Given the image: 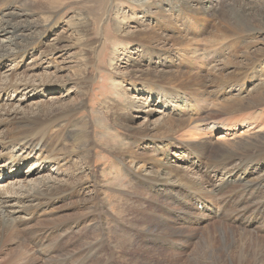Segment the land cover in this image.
<instances>
[{
    "label": "rangeland",
    "instance_id": "rangeland-1",
    "mask_svg": "<svg viewBox=\"0 0 264 264\" xmlns=\"http://www.w3.org/2000/svg\"><path fill=\"white\" fill-rule=\"evenodd\" d=\"M210 2L0 1V10L10 6L15 7L17 12L25 13L18 18L22 24L37 23L36 28H23L22 32L34 35L33 39L40 42L32 45V48L29 47V53L25 54L21 62L18 63V59L8 61L0 69V72L11 73L14 79L13 83L0 86V105L2 108L19 106L30 110L31 106L35 107L36 102L46 100L55 106L65 103L79 106L77 118L92 121L95 139L90 144L93 146L90 160L86 159L90 167L86 169L82 166V175L92 171L98 184L105 185L103 188L98 185L100 193L97 202L91 203L93 212L88 214L81 225L70 224L67 233L61 237L60 230L52 233L56 228L50 224V215L39 214L33 217L24 229L36 232L39 230V241H43V245L46 242L57 244L56 248L61 247L58 253H70L81 248L89 251V248L95 247V254L100 258L111 257L110 263L106 264H237L235 257L238 256V249H244L242 243H245V254L248 255L245 264H253V254L262 246L260 243L255 245L251 239L246 237V240L241 236L239 233L244 226L241 221L233 219L241 213L239 215L243 222L251 226L245 227L246 230L250 229L264 242V209L257 212V206H261L263 201L262 193L252 195L243 187L230 186L213 199L204 198L200 203L195 202L193 198H187L190 200L187 208L191 207L190 210L194 214L192 216L187 213V208L178 203L177 199H183L185 196L183 190L177 193V198H174L176 192L173 194L168 188L170 186L148 195L135 182L138 176L148 177L144 172L149 174L162 165L166 166L165 163L171 157L170 153L174 152L181 157V161L172 163L175 169L182 166L193 176L192 179L205 173L206 181L216 183L225 168L209 164L208 157L198 158L191 148L195 145L192 141L198 144L205 141L208 151L211 152L215 151V147L224 144V140H237L248 136L260 139L259 147L251 149L250 152L256 157L253 165L255 171H259V174L264 172V0ZM214 3L218 4L216 14L211 11L196 13L191 10L195 7H212ZM241 10L250 13L241 18L236 17L235 13H240ZM243 20L250 25L242 24ZM113 54L120 59L116 63L120 68H115L112 64ZM129 58H135V65L142 67L144 79L131 77L128 72L122 74V70L131 68V65H125L128 64L126 61ZM14 64H17L16 68L12 67ZM42 72L60 75L58 77L61 79L71 76V79L56 85L49 82L52 80L39 79L40 82H30L31 88L26 90L17 84L19 79L28 81L31 75H40ZM220 75H226L227 78H221ZM0 77V82L5 81L6 77ZM51 85L54 86L48 87ZM78 89L83 93L78 92ZM256 92L262 94V99L256 97ZM238 97L249 98L253 104L236 110L233 105ZM117 101H130L131 105L141 107L144 113L147 109L163 110L162 105L167 103L171 105L164 111L168 117L179 123L197 114L202 117L210 115L214 122L202 138L191 141L187 138L186 128L168 133L172 127L171 121L159 125L158 111L147 116L149 120L145 126V115L130 109L131 117H127L116 109L119 107L116 106L119 104ZM58 109L53 112L44 110L42 115L50 119L64 113L62 109ZM220 122L229 124L231 128L238 127L241 122H245L246 126L226 134L224 126L215 128V124ZM121 125H130L131 129L126 131ZM106 132L112 135V139L109 134H104ZM148 133L151 138L143 141L142 137ZM165 134L169 142L177 144L180 148L176 150L170 143L159 138ZM119 138L123 140L129 154H119L116 151ZM23 144L24 142H20L19 146L22 147ZM106 144H110V147ZM162 144L164 145L161 146ZM12 150L15 154L23 153L17 148ZM119 162L124 164L121 165L122 170ZM16 163L17 161H9V164L14 166ZM33 165H38V162L22 160L15 169H7V176H0V189L24 187L29 180L34 179V175L28 177L27 173ZM141 165L145 170H142L143 172L140 170ZM113 166L117 167L112 168ZM55 167L50 166L39 173L36 179L43 175L41 177L52 176L65 180V171L60 173ZM20 170L27 173L24 179L22 175L17 178L10 175ZM258 173L252 175L256 176ZM114 176L119 177L114 179ZM18 181L26 183L22 185L17 183ZM23 191L18 190L17 193ZM80 195L82 197V194L75 192L62 196L56 202L51 201L48 209H64V214H53L52 220L65 216V212L73 215L74 211H70L67 206L72 205L73 200ZM167 225L179 229L180 233H166ZM153 229L154 232L151 231ZM102 238L111 245L118 243L115 251L99 248ZM223 243L227 245L226 249ZM262 250L264 251V248ZM22 256L24 254L17 248L16 243L9 244L4 252H0V260H5L3 263L0 261V264H21L17 261H20ZM49 257L50 255L41 258L42 262L36 260L28 264H49L50 261L46 262ZM263 257L264 254L257 259L264 263Z\"/></svg>",
    "mask_w": 264,
    "mask_h": 264
},
{
    "label": "bare ground",
    "instance_id": "bare-ground-1",
    "mask_svg": "<svg viewBox=\"0 0 264 264\" xmlns=\"http://www.w3.org/2000/svg\"><path fill=\"white\" fill-rule=\"evenodd\" d=\"M0 1L2 3V1L4 0H0ZM135 1H138V0H135ZM208 1L212 2L215 0H206V2ZM217 5L218 4L214 3L212 7H202V8H198V7L196 8L195 6H193L195 8H191V10H193V12H196V13L197 12L205 13V12L211 11V13L216 14L218 13ZM14 8L7 6L5 7V9L0 10V69L3 68V65L5 64V62H8V61L13 62V61H16V59H18L17 60L18 63L21 62L25 58V54L29 53L28 52L29 49L33 47L32 45H36L40 43L38 40L33 39L34 35L30 36V34L27 35L22 32L24 31L23 28L24 29L28 27L36 28L37 23L27 22V23L22 24L18 20V18H20L25 13L17 12ZM249 13L250 11L247 12V10H243V11L241 10L240 13L236 12L235 16L238 18H241V16L247 15ZM229 17H230V14H229ZM242 24H246L248 26L250 25L247 23V21H244V20ZM114 56L112 57V60H113L112 64H114L115 68L116 67L120 68V66L116 64L117 61H119L120 59L117 56L115 57ZM135 61H136L135 58H132V59L129 58V60L126 61V63L128 62V64H125V65H128V66L131 65V68L127 69V71L122 70L123 71L122 74H127L128 72L131 74V77L133 76L138 79L139 78L144 79L143 69H141L142 67L141 68L137 67L135 65L137 61L136 62ZM17 64H14L12 67L16 68L17 66L15 65ZM59 69H62V68H58V70ZM153 72H155V70H153ZM1 75L2 77H6V78H5V81L0 82V86L3 87L5 85H9L14 82L13 81L14 79L11 73L0 72V76ZM58 76L60 75L51 74L48 72H42L40 75H31L28 78V81H25L24 79H21V80L19 79V81L18 82L16 81V82L18 85H22V89L26 90L28 88H31L30 82L39 81V79H42L44 81H46L45 79L52 80V82L51 81L49 82L54 83L55 85L59 82L61 83V81L67 82V80L71 79V76H68V75L67 76L69 78L62 77V79ZM220 76L221 78L226 77V75H220ZM52 86L54 85H51L48 87H52ZM78 92L83 93V91H81L80 89H78ZM256 97L258 99L259 98L262 99V94L258 93L256 94ZM41 102L39 103L36 102L35 107L31 106L30 110L29 108L27 110H25L24 108H19V106H14V107L8 106V107L2 108V106L0 105L1 106L0 108V176L4 175V177H6L7 175L5 174V172L8 171L7 169L9 170H13L12 168L15 169V167H18L21 164L22 160L24 162L27 160H32V161L34 160L35 162H38V165L31 166L29 170L27 171V173H29L28 177H31L34 175L33 177L34 179H31V181L29 180L28 183L20 182V181L17 182V183H21L22 185L26 183V185H24V187L26 186V188L24 187L20 188V186H17V187H12L9 190L7 189L4 190L3 187H2V190L0 189V252H4L7 249V246H9V244L16 243L17 248L19 247L21 249L24 256L20 258V261H17L18 259L14 261H17L21 264H28L30 262H35L36 260H40L42 262L41 258L46 257L48 255H50V257H49V260L48 259L46 260V262L50 261L49 264H106V262H109L111 260V257H109L108 259L100 258L97 254H95L96 253L95 247L94 248L91 247L90 249L88 246L89 251L87 249L81 248L77 251L74 250L73 252H70V253H65L64 251H62V253L59 251L58 253V250H60L61 247H59L60 249L56 248L57 244H54L52 242L51 243L46 242V244L43 245V241H39L40 240V233L38 232L39 230L36 232L30 229L29 231H27L26 230L27 228L24 229V227H26L30 223V221L33 219V217H35L36 215H39V214L50 215L49 217V220H51L50 224L55 225V228H56L55 231H52V233H55L56 230H60L61 235L59 234L58 235L61 237L63 234L67 233L68 228H70V224L79 226L87 219L86 217H88V214L93 212V210L91 209V206H92L91 203L93 204V202L98 199V196L100 193L99 192L100 188L98 189V185L100 186V184H98L97 179L94 177L93 173H91L92 171L91 172L89 171L90 173L86 174L85 176L82 175V168H84L85 166L86 169H89L90 167L87 165L86 159H89L91 152H93V146L90 145L91 141L95 140L92 121L90 119H84V118H82L81 120H78L77 114L79 112L78 111L79 106L73 103H70V104L65 103L62 105L55 106L53 103L47 102L46 100L42 103ZM121 102L120 101L116 102V103L121 104V105L116 104V106H119L116 109H118L119 112H123L125 116L131 117V115L129 114L130 109L131 111L138 112V114H142V116L145 115L144 121H145V126H147V122L149 120L147 116L152 115V113H156L158 111L160 114V117L157 120L159 121V123L158 122L157 123L159 125H164L167 123V121H171L170 123L172 127L174 128L170 127L168 133H175L177 130H181V129L184 130V128H186L185 132H186L187 138L191 141L202 138L203 135L207 133V130L210 127V125L213 124L214 122V120L211 118L210 115L206 114V116L202 117L200 116V114L199 115L197 114L179 123L175 121V119H172L167 116V113L164 111V109H166V107L171 105L167 103H164L162 105V107L164 108V109L162 108L163 110L159 111L155 109L154 110L147 109V110H144L146 111V113H144L143 110L140 109L141 107L139 108L138 105H131L130 101H124V102L121 101ZM252 104H253V101L250 100L249 98L238 97V98H235V104L233 105V107L236 110H240L241 108H244V106H249ZM57 108H59L58 110L62 109L64 113L60 114L57 117H52L50 119L46 118L45 117L46 115L45 116L42 115V112L44 110H49L50 112H53ZM220 123L222 124L220 125ZM220 123L215 124L216 127L215 125L214 127L218 128V126H222V127L224 126V130L226 131V134L232 131H235L237 129H240V128L242 129L243 127L246 126L245 122L243 123L241 122V124L238 127L233 126V128H231L229 124H225L223 122H220ZM121 126L126 131H128V129L129 130L131 129L130 125H121ZM104 134L106 135L109 134V137L112 139L111 137L112 135L109 132H106ZM148 134H145L142 137L143 141L149 140L151 138L150 134L149 135ZM159 138H162L167 143H170V145L176 150L180 148L177 146V144L168 141L169 138H167V134L160 136ZM20 142H24L22 147L19 146ZM192 142L195 145H193V147L191 148L197 154L198 158L205 159L206 157H208L209 164H216L217 167L225 168V170L222 171V176L218 179V182L211 183V182H208L209 180L206 181L207 177L205 173L199 174L196 178L194 177L192 179L191 177L193 176H191L189 172H187V170L183 168L182 166L179 169L178 167L175 169V165L173 166L172 163L175 161H181V157L178 154H175L173 152V153H170L171 157L165 163L166 166L162 165L160 166V168H158L155 171H151L149 174L144 172V175L145 176L147 175L148 177L141 178V176H138L135 179L136 180L135 182H137L138 186L144 191H146L145 194L149 195L152 192H159L164 187L170 186L168 188H170L171 191L174 192L173 194H175L176 192V194L174 195V198H177L178 197L177 193L183 190V192L185 193L184 198L177 199V200L179 201L178 203H180L185 208H187V205L189 201L192 200V198L194 199L195 202L200 203V201H203L204 198L213 199L215 196L220 194L227 187H230V186H233L232 188L243 187V189L250 191V194L252 195H254L255 193L263 194L262 196L263 201L260 200L262 202H261V206L259 207L257 206V212L262 211V209H264V172L262 174L261 173L259 174L258 173L259 171L258 172L255 171L256 169L254 168L253 165L255 162L254 159H256V157L252 154V152H250L251 149L254 150V149H257V147H259L258 144L261 143L259 138L248 136V137H244L242 139H237V140H224V144L222 143L220 147H215V151L213 150L211 152L208 151V146L205 141H203V143L201 144L195 143L194 141ZM118 144H119L118 149H116V151L119 154H123V153L129 154V152L126 150L127 147L124 144L122 139L120 138L118 139ZM106 145L107 146L109 145L110 147V144H106ZM163 145L164 144H162L161 146ZM115 147L116 145L113 148L115 149ZM5 148H7L6 151H5ZM13 148H17L19 151H23V153L15 154L12 150ZM136 153L138 152L136 151ZM9 161H17V163L14 166L13 164H9ZM119 163H120L119 165L120 170H122L121 165H124V164L122 162H119ZM229 163H232V164L226 167V165ZM50 166H52V168L56 166L55 169L60 171V173L65 171L64 172L65 180L63 179L59 180L58 178H53L52 176L41 177L43 175L38 176L36 179V176L39 175V173L44 172ZM116 167L117 166H113L112 168H116ZM140 170L141 172H143L142 170H144V167L142 165H141ZM27 173H23L20 170L17 172L14 171L10 175H14L16 176V178L17 176L21 177L22 175V178L24 179ZM253 173H258V174H255L256 176H254L252 175ZM90 174L92 175V177H90ZM118 177L119 176H114V179H117ZM104 186L105 185H101L100 187L103 188ZM18 190H24V191L23 193L18 194L17 193ZM75 192L76 194L77 193L82 194V197L80 195L79 197H77L76 200H73L72 205L67 206V208L71 209L70 211H74V214L71 215V214H68L69 212H65V216L59 217L57 220H52L53 214H64L63 213L64 209L56 210L53 208L50 210L48 209L50 202L51 201L56 202L58 199L62 198V196H65L66 194L71 195V193H75ZM151 196L152 195H150V197ZM262 197L260 199H262ZM187 198L188 199L190 198V200H187ZM253 203L251 204L252 206H254ZM190 209L189 207L186 209L188 214L193 213ZM208 209L209 208L207 207V210ZM239 214L238 216H235L236 218L233 219L236 221H241L244 226L239 234L245 237V239L247 237L248 239H251L252 241H254L253 244L256 245L260 243L262 246L259 248L260 250L257 249L258 252L257 251L254 252L253 264H264L261 261V259H257L258 257H261L264 254V251L262 250V248H264V242L260 239L261 237L254 234L250 229L246 230L245 227L249 226L251 228V226L247 223H244L241 218V215ZM193 215L194 214H192V216ZM163 219H165V222L167 221L166 218H163ZM172 227L173 226L167 225L165 227L166 233H170V234L180 233L179 229H174ZM224 227L230 228V226H224ZM151 231L154 232V229ZM222 238H223V234H222ZM169 242H172V241H169ZM242 244H244L243 246L246 247L245 243H242ZM117 246H118V243L115 242L114 245H111V243H107L105 241V238H102L99 243V248H105L110 251L114 250V248H116ZM224 247L226 249L227 245L224 244ZM245 247L244 249H242V247L238 249V252H239L238 256L235 257L237 264H245L247 260L248 255L245 254V251H246ZM36 252L38 253L37 255H36ZM226 253L228 254L227 251ZM227 256L232 258L230 255H227ZM235 256H236V253H235ZM213 260H210V261H213ZM3 262H5V260H3ZM217 264H220V263L217 262Z\"/></svg>",
    "mask_w": 264,
    "mask_h": 264
}]
</instances>
